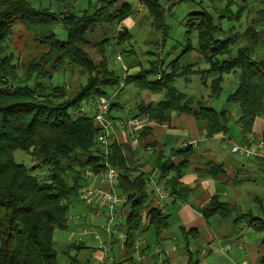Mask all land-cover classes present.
<instances>
[{
  "label": "trees",
  "instance_id": "obj_1",
  "mask_svg": "<svg viewBox=\"0 0 264 264\" xmlns=\"http://www.w3.org/2000/svg\"><path fill=\"white\" fill-rule=\"evenodd\" d=\"M137 1L145 7L152 26L161 29L164 8L159 0ZM248 1L243 0L239 13ZM130 13L131 4L127 1L116 4V0H100L91 11L83 10L77 15L66 10L57 16L47 9L34 8L27 0H0V264H58L54 231L68 227L69 206L82 185V171L98 172L101 168L97 130L92 118L87 113L78 115L74 111L82 101L94 105L99 96H106V87L119 81L107 67L105 48L109 39L93 44L89 35L103 24L113 27L123 22ZM57 20L66 29L65 40H58L53 33ZM189 22L197 31L198 49L208 62V68L198 70L192 65L172 64L165 72L156 69L154 64L137 74L126 75V83L163 94V100L156 104L139 105L131 120H146L148 127L144 131H147L153 124L168 125L172 112H192L205 123L208 136L227 133V109L215 110L203 105L191 108L187 97L172 82L176 77L190 74H199L201 79L208 76L209 95L217 97L222 90V76L238 72L237 85L226 100L238 105L240 115L236 122L242 131L251 132L255 119L264 113V58L256 60L253 56L260 38L255 26L247 27L244 45L231 54L230 47L235 41L230 36L215 37L218 27L211 15L195 12ZM15 23L30 35L35 52L23 62L20 77L13 54L7 51ZM130 36L121 28L114 32L112 39L115 45H122ZM88 45L96 48L98 61L86 52ZM221 55L226 58L219 60ZM67 67L84 76V82L71 93L65 92L64 86L51 83L54 76ZM149 74L156 78L148 79ZM113 107L110 103V111ZM262 133L264 135V128ZM16 150L29 155L35 164L26 167L17 162ZM110 150L109 160L118 170V189L127 198L123 208L126 209L124 231L128 252L133 249L135 233L142 223L147 221L157 232L164 227L166 216L153 206L143 212L148 198L143 174L131 176L122 146L112 141ZM37 167L45 168L42 177L33 173ZM185 167L184 159L177 165L164 163L160 166L159 180L174 191L176 177ZM203 214L228 218L232 208L213 197ZM243 220L263 234L264 245V219L251 213L234 219ZM82 246L69 243L68 247L79 249ZM68 264H76L75 256L68 257Z\"/></svg>",
  "mask_w": 264,
  "mask_h": 264
},
{
  "label": "crops",
  "instance_id": "obj_2",
  "mask_svg": "<svg viewBox=\"0 0 264 264\" xmlns=\"http://www.w3.org/2000/svg\"><path fill=\"white\" fill-rule=\"evenodd\" d=\"M123 1L116 0V4ZM136 3L138 4L137 0ZM122 27L126 29L125 26L122 25ZM122 70L125 74L118 78L120 84L126 83L124 81L126 75H131L125 65H122ZM205 87L208 88V86ZM140 92L142 99L139 105L156 104L163 100L161 92H150L145 89H140ZM208 96H210L209 88ZM187 99L191 108L196 109L202 105L200 99L194 100L191 97ZM123 109L122 104H114L110 114L111 112L117 114ZM234 111L233 115L229 113L228 132L212 136L207 135L205 123L198 120L192 112H172L168 125L153 124L147 131H144V128L148 127L146 120L140 122L135 121L136 119L131 120L135 113L124 118L111 115L114 119L133 122L131 126L116 125L112 132V141L123 147L131 176L143 174L148 193L143 212L153 206L156 199L153 185L147 179V174H154V182L157 186L171 194L163 200V208L160 210L166 216L164 227L156 232L147 221L142 223L135 233L133 249L128 252L125 241L118 240L114 235L108 253L102 252L99 247L92 251L93 256H96L95 264H101V262L152 264L153 257L148 253L155 247L166 252L164 259L166 264H264L263 234L253 230L247 221H234L238 215L251 213V211H234L247 187L245 180L238 178L239 163L247 159L251 161L250 166H254L253 161L259 159L231 152L232 144L249 145L252 141L257 142L263 137L264 126H255L257 117L251 132L244 133L236 122L240 115L236 103ZM188 142L192 143L188 144ZM186 150L188 151L185 152ZM183 159L186 160V167L176 177L177 187L172 191L170 187L164 185L162 180H159L160 166L164 163L177 165ZM213 197L231 206V217L204 216L203 210ZM253 200L262 207L263 201L258 196H255ZM85 209L83 212H78L80 222L68 219V227H78L82 221L85 222L87 213L91 215L89 208ZM125 215L126 209L123 208L118 222V226L123 230ZM150 228L153 229L154 236L148 243L144 235L150 234ZM92 238L99 239V236L93 233L90 236V239ZM137 243L140 244L136 248ZM65 245L68 243L65 242ZM226 245L228 248L223 250ZM143 254L147 255L145 259H138L139 255ZM75 258L77 264V257Z\"/></svg>",
  "mask_w": 264,
  "mask_h": 264
},
{
  "label": "rangeland",
  "instance_id": "obj_3",
  "mask_svg": "<svg viewBox=\"0 0 264 264\" xmlns=\"http://www.w3.org/2000/svg\"><path fill=\"white\" fill-rule=\"evenodd\" d=\"M31 6L39 9H47L51 13L59 16L60 13L69 10L77 15L83 10H93L100 0H27ZM131 4V13L121 23L129 32V41L122 45H115L113 34L119 24L109 26L103 24L98 27L94 33L89 35L91 43H96L100 39L108 38L109 44L105 48L107 67L113 70L118 78H121L125 72L122 65L128 67L129 74L136 73L140 70H147L151 65H156V69L168 72L172 64L178 66L192 65L198 70L207 69L209 64L204 60L198 49L197 31L189 25V19L192 13L206 12L212 16L218 31L215 37L223 39L230 36L235 42L230 47L231 54L245 43V32L247 27L254 25L257 30V46L254 48L253 56L256 60L264 58V0H249L246 7L239 8L243 0H159L164 8L161 29L155 28L151 24V17L147 15L146 9L136 0H124ZM145 9V11H142ZM194 23V21H192ZM123 28V27H121ZM13 35L7 43V51L11 52L14 57L17 76L20 77L23 71V62L27 61L30 55H33L34 44L30 35L15 23L12 27ZM53 33L58 40H65L67 37L66 29L58 20L53 25ZM86 52L95 61L99 60L96 48L92 45L85 47ZM117 56L119 59H117ZM226 58V55L218 56L219 60ZM237 73L231 72L222 76L221 93L217 97L208 96L210 77L201 79L199 74H190L186 77L174 78L172 84L180 92L194 100L200 99L203 106L211 107L216 110L227 109L233 115L235 103L226 100L228 94L237 85ZM148 79L153 80L155 75L149 74ZM205 81L206 84L203 83ZM84 82V76L78 71L67 67L60 73L56 74L51 83L64 86L67 93H71ZM106 97L110 103H120L124 109L113 116L121 118L129 117L136 111L137 105L141 102L142 96L140 89L133 83H118L105 89ZM237 108V106H236ZM238 110V109H236ZM92 110L87 109V114L92 115ZM264 126V113L258 117L255 126ZM264 137V135H263ZM226 150L227 147L224 145ZM17 162L23 163L26 167L35 164L33 158L20 150L14 152ZM255 160V159H254ZM254 166H250L251 161L244 159L240 161L239 176L247 183L246 192L240 198L234 211L246 212L251 211L254 216L264 219V161H253ZM33 173L40 177L46 173L45 168L32 170ZM258 196L263 203L262 207L253 198ZM145 205V203H144ZM85 205L77 198H72L69 206L68 219L73 222H80L78 212L85 209ZM88 208V207H87ZM145 206L143 207L144 210ZM87 212V209H85ZM89 212V211H88ZM85 222L82 221L80 226H70L66 229H55L53 234V245L57 251L58 264H68L69 256L77 257V264H95L96 256L92 251L97 250L100 240L104 241L106 236L102 229L104 222L102 219L92 217L87 213ZM86 228L88 233L81 235L82 247H68V233L74 231L80 232ZM150 234L144 235L150 243L153 238V229L150 228ZM98 234L99 239H90L91 234ZM142 242V240H140ZM65 242L68 245H65Z\"/></svg>",
  "mask_w": 264,
  "mask_h": 264
},
{
  "label": "built area",
  "instance_id": "obj_4",
  "mask_svg": "<svg viewBox=\"0 0 264 264\" xmlns=\"http://www.w3.org/2000/svg\"><path fill=\"white\" fill-rule=\"evenodd\" d=\"M121 27V24H119L115 32H118ZM117 59H119L118 56ZM90 108L93 112L90 116L97 130V144L101 168L98 172H94L90 169L82 171V185L77 191L76 198L89 208L92 217L103 220L104 225L102 229L106 238L104 241L100 240L98 247L102 252L108 253L115 236L122 242L126 240L125 231L118 226V222L120 221L121 210L127 198L126 195L118 189V170L109 160L112 132L116 125L131 126L133 122L123 119H114L110 114V101L106 96H99L94 105L82 101L79 108L74 111V114H85L87 113V109ZM190 143L192 142H188V144ZM231 152L244 157L264 161V137L260 138L257 142L252 141L249 145L232 144ZM154 177V174H147V179L152 183L156 196L153 207L157 210H161L163 208V200L170 196L171 193L159 188L154 182ZM66 222L68 224V220ZM86 233H88L86 228H82L78 233L69 231L67 242L78 244L82 241L81 235ZM139 244L140 243H137L135 247L137 248ZM227 248L228 245L223 247V250ZM148 255L155 258L152 264H164L166 255L164 250L155 247ZM146 256V254L139 255L138 259L144 260ZM101 264L106 263L101 262Z\"/></svg>",
  "mask_w": 264,
  "mask_h": 264
}]
</instances>
